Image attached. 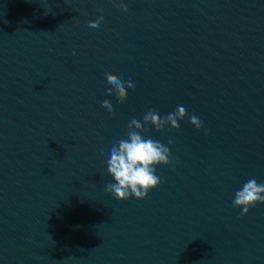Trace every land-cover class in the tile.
<instances>
[{"label":"water","instance_id":"obj_1","mask_svg":"<svg viewBox=\"0 0 264 264\" xmlns=\"http://www.w3.org/2000/svg\"><path fill=\"white\" fill-rule=\"evenodd\" d=\"M119 3L0 0V264H264V203L233 207L264 183V0ZM178 106L140 133L170 149L161 184L115 199L113 143Z\"/></svg>","mask_w":264,"mask_h":264},{"label":"clouds","instance_id":"obj_2","mask_svg":"<svg viewBox=\"0 0 264 264\" xmlns=\"http://www.w3.org/2000/svg\"><path fill=\"white\" fill-rule=\"evenodd\" d=\"M127 12V6L120 0L117 5ZM104 19L101 14L96 19L88 21L89 27L99 28ZM75 52V50H73ZM110 87L109 95L115 93L117 101L123 103L128 98L127 88H135L131 80H123L110 72L105 73ZM110 116L115 112L109 100L101 102ZM187 110L183 106L165 116H160L156 111L149 110L143 117V122L133 118L128 124L127 139L115 141L110 149V158L107 160L108 173L114 178L115 183H108L106 191L111 192L115 199L126 200L131 196L138 199L148 197L149 191L161 184V178L156 175V165H168L172 163L170 149L158 140L142 136L141 131H147L146 125L151 124L156 130H163L168 125L171 128H179V120L187 116ZM190 123L197 129L203 127V121L197 116L189 117ZM170 130V129H169ZM172 141L169 140V144ZM264 203V183H258L255 179L245 182L242 188L235 192L233 207L242 208L241 215L246 214L249 208L256 203Z\"/></svg>","mask_w":264,"mask_h":264}]
</instances>
